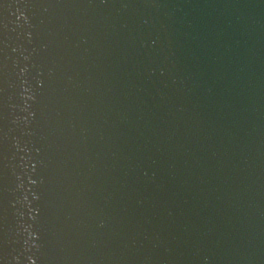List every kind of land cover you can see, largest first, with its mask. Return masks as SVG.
Instances as JSON below:
<instances>
[{"label": "water", "instance_id": "1", "mask_svg": "<svg viewBox=\"0 0 264 264\" xmlns=\"http://www.w3.org/2000/svg\"><path fill=\"white\" fill-rule=\"evenodd\" d=\"M0 264H264V0H0Z\"/></svg>", "mask_w": 264, "mask_h": 264}]
</instances>
